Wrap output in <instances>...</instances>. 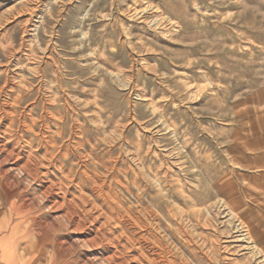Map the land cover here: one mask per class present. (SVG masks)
Masks as SVG:
<instances>
[{
    "label": "rangeland",
    "instance_id": "374dc122",
    "mask_svg": "<svg viewBox=\"0 0 264 264\" xmlns=\"http://www.w3.org/2000/svg\"><path fill=\"white\" fill-rule=\"evenodd\" d=\"M31 19L40 28L17 53ZM0 23L1 71L19 64L31 81L28 68L46 67V84L91 103L85 110L90 139L99 125V133H124L133 149L150 151V179L158 177L160 151L166 152L164 204L184 211L196 246L194 252L175 241L185 259L264 264V0H0ZM56 69L61 83L52 76ZM80 87L86 94L75 91ZM75 112L82 120L83 111ZM215 200L241 222L263 262L238 251Z\"/></svg>",
    "mask_w": 264,
    "mask_h": 264
},
{
    "label": "bare ground",
    "instance_id": "6f19581e",
    "mask_svg": "<svg viewBox=\"0 0 264 264\" xmlns=\"http://www.w3.org/2000/svg\"><path fill=\"white\" fill-rule=\"evenodd\" d=\"M39 28L37 20L24 24L17 53ZM1 37L7 39L8 33ZM8 43L7 49L13 38ZM28 59L35 61L31 55ZM16 67L0 70V264H193L182 254L185 245L196 252L188 236L192 230L184 225V211L175 206L179 210L173 212L164 204L169 172L165 151L158 154V177L150 179L154 171L145 162L149 150L140 145L133 149L124 133H99V125L90 139L85 110L91 103L84 96L75 97L61 86L54 88L49 84L52 81L46 84V67L28 68L31 81L26 80L23 68ZM52 72L61 83V73ZM37 78L41 80L36 88ZM75 91L86 94L83 87ZM28 97L33 100L27 102ZM94 104L100 119L98 96ZM76 108L83 111L82 120ZM125 139V148H117ZM227 189L219 182V191ZM214 207L225 212L224 219L233 228L228 235L240 243L238 251L263 262L256 243L222 200Z\"/></svg>",
    "mask_w": 264,
    "mask_h": 264
}]
</instances>
